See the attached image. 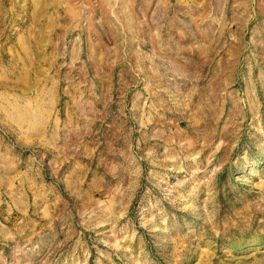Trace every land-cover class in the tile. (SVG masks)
Returning a JSON list of instances; mask_svg holds the SVG:
<instances>
[{
	"label": "rangeland",
	"instance_id": "1",
	"mask_svg": "<svg viewBox=\"0 0 264 264\" xmlns=\"http://www.w3.org/2000/svg\"><path fill=\"white\" fill-rule=\"evenodd\" d=\"M103 1L0 0V264H264V0H163L158 70Z\"/></svg>",
	"mask_w": 264,
	"mask_h": 264
},
{
	"label": "crops",
	"instance_id": "2",
	"mask_svg": "<svg viewBox=\"0 0 264 264\" xmlns=\"http://www.w3.org/2000/svg\"><path fill=\"white\" fill-rule=\"evenodd\" d=\"M153 1V0H150ZM149 1V2H150ZM154 4L152 7V11L149 14H145L146 17V25L144 28L145 32V55H148L146 58V61L150 62V64L155 66L154 68L158 70V68H162L163 64L165 63V59L163 56L167 55L171 50V47L168 45V33L164 30V27L162 26V22L167 19L168 14H158L157 10L155 8L160 9V7H163L166 4L164 3L163 0H154ZM119 2V0H118ZM147 3V5L149 4ZM153 3V2H151ZM36 4L39 6H49V9L52 8V6H60L62 4H65L67 6H70L68 9H65V16L66 21H69V28L71 29H78L79 23L80 22H88L90 17L93 16H88L85 14L84 10L80 7L83 6L82 0H48L46 2L41 3V0H36ZM103 6L104 5H112L114 7L116 5L115 0H108V1H103ZM132 5V4H130ZM136 3L133 4L132 6L135 7ZM42 10V9H41ZM46 10V8L44 9ZM68 10V11H67ZM42 11H38L37 9L35 10V15L34 19H41V18H46L50 22V27L52 26V17H57L56 15L49 14V17L43 16L44 13H41ZM45 12V11H44ZM119 14V12H118ZM42 15V16H41ZM139 15H136V13H131L130 12V17H138ZM96 21H98V16H94ZM106 17V16H105ZM107 17H114V16H108ZM155 55V56H154ZM97 64H98V59H97Z\"/></svg>",
	"mask_w": 264,
	"mask_h": 264
}]
</instances>
